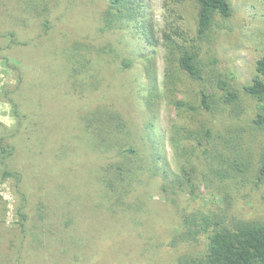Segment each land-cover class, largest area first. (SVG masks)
Instances as JSON below:
<instances>
[{
    "label": "trees",
    "instance_id": "16d2710c",
    "mask_svg": "<svg viewBox=\"0 0 264 264\" xmlns=\"http://www.w3.org/2000/svg\"><path fill=\"white\" fill-rule=\"evenodd\" d=\"M75 1L0 0V38L5 41L0 50L26 48L37 38L52 35L51 12L57 6L67 10ZM102 2L95 23L100 33L128 30L144 43L151 41L152 34L144 20H139L131 0ZM194 3L195 33L191 35L178 23H169L162 32L172 55L171 63L198 84L195 91L198 105L185 99L173 100L183 119L175 134L180 156L178 172L169 167L152 129L153 99L158 98L159 89L150 56L142 54L147 77L146 90L137 99L142 122L131 119L105 94L111 80L123 85L122 74L116 75L118 71L133 66L131 57L122 54L117 46L120 39L101 43L79 35L56 43L59 47L50 51L46 50L50 46L42 47L41 56L56 68L59 76V84L53 86L67 94V98L62 96V104L57 101L53 104L61 110L75 96L82 101L77 121L69 119L61 123L60 131L49 121L42 135L46 141L58 140L61 159L76 151L84 156L80 167L91 169L87 181L93 188L92 198L97 196V206L107 217L123 221V226L129 229L137 226L139 239L135 246H128L129 251L133 247V251L147 252L157 246L141 245V240H149L148 234L154 237L157 228L154 220L149 222L146 210L152 202L148 185L156 183L164 196L175 202V196L182 194L196 197L199 179L216 191L215 209L178 208V223L166 242L169 247L184 248L176 256L175 264H264V206L252 214L237 211L240 197L248 194L246 189L258 192L252 203L264 200V192L259 194L264 190V49L255 60L251 80L232 84V76H225L219 69V57L210 38L213 31L222 28L220 22L231 16V2L194 0ZM178 18H182L180 14ZM34 25L39 27L38 32L21 37V30ZM4 58L9 62L8 56ZM12 63L18 80L14 86L5 87L2 95L11 103L16 126L0 129V170L3 177L14 179L19 190L25 174L23 169L13 167V156L24 138H31L32 131L24 127L28 115L22 110L19 97L23 79V72L19 71L21 62L14 59ZM78 109L73 107L72 111ZM250 182L252 185L247 188Z\"/></svg>",
    "mask_w": 264,
    "mask_h": 264
},
{
    "label": "rangeland",
    "instance_id": "374dc122",
    "mask_svg": "<svg viewBox=\"0 0 264 264\" xmlns=\"http://www.w3.org/2000/svg\"><path fill=\"white\" fill-rule=\"evenodd\" d=\"M131 2L139 20H144L152 34L150 42L144 43L138 35H130L128 30L100 33L95 23L99 19L102 0H76L67 10L57 6L51 12L54 24L52 35L37 38L28 48L0 50V129L16 126L11 103L2 94L5 87L14 86L18 80L17 70L12 66V61L18 59L21 62L19 71L21 69L23 72L19 97L22 110L28 115L24 127L32 131L29 134L32 139L24 138L13 156V167L23 169L25 174L19 190L15 187L14 179L3 177L0 170V264H175L176 256L184 248H172L166 242L178 223V208L215 209L216 191L212 185L199 179L196 197L182 194L175 196V202L165 197L156 183L150 184L147 190L152 202L150 207L149 204L146 206V210L149 222L154 220L157 228L154 237L148 234L149 240L146 239L147 243L141 240V245L155 243L157 246L150 247L147 252L133 251V247L129 251L128 246H135L134 242L139 239L137 226L127 225L131 227L129 229L123 226V221L107 217L97 206V196L92 198L93 188L87 181L91 169L88 170V166L80 167L84 156L76 151L61 159L58 140L50 138L46 141L42 135L48 129L49 121L59 131L61 123L69 119L77 121L81 113L78 108L82 105L76 96L68 100L61 110L53 104L54 101L62 104V96L66 97L67 94L63 91L60 93L53 86L59 84V76L56 68L41 56L42 47L48 45L50 47L46 50L50 51L59 47L55 46L56 43L72 40L79 35L101 43L120 39L117 46L121 47L122 54L131 57L133 66L126 71H118L116 75L122 74L123 85L111 80L105 94L117 102L131 119L142 122L137 107V99L147 86L146 61L142 54L150 56L159 89L158 98L153 99V133L159 140L160 151L164 153L169 167L175 172L179 171L180 156L175 145V134L183 119L178 115L173 100L185 99L198 105L195 96L198 84L171 63L172 55L170 57L162 32L169 23H178L191 35L195 33V3L194 0ZM230 2L231 16L222 24L220 22L222 28L218 32L213 31L210 38L219 57L220 71L225 76H232V84L241 85L251 80L255 60L263 53L264 0ZM177 14L182 18L177 19ZM38 31L39 27L34 25L26 31L21 30L20 35L33 36ZM4 45V39L0 38V46ZM4 56L9 57V62L5 61ZM48 60L52 61L51 58ZM73 107L78 110L73 112ZM251 185V182L247 184V188ZM245 192L248 194L240 197L237 211L252 214L264 206V200L252 203L258 192L250 189ZM262 192L264 190L259 194ZM21 213L26 217L23 218Z\"/></svg>",
    "mask_w": 264,
    "mask_h": 264
}]
</instances>
